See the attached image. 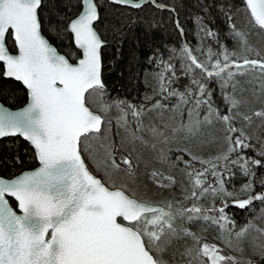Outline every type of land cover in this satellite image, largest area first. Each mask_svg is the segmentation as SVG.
<instances>
[{
    "label": "snow or ice",
    "instance_id": "snow-or-ice-1",
    "mask_svg": "<svg viewBox=\"0 0 264 264\" xmlns=\"http://www.w3.org/2000/svg\"><path fill=\"white\" fill-rule=\"evenodd\" d=\"M113 2L129 9L130 23L144 8L167 9V21L153 15L146 23L171 24L176 33L175 43L145 56V85L153 83L139 102L109 98L105 69L116 61L106 62L102 0H0V140L9 141L0 150V264H264V243L247 257L234 254L244 251L239 238L250 228L264 235L253 218L238 227L234 214L258 201L264 217V99L250 106L248 90L237 91L238 76H249L251 95L264 97V49L250 58L248 30L237 27L227 0L195 16V48L181 39L186 29L174 3ZM215 7L235 41L231 49L213 26ZM241 7L248 24L264 31V0ZM17 103L23 106H6ZM113 120L159 138L160 167L151 170L158 198L141 189L130 153L118 161L112 143L103 158L92 150ZM206 126L216 131L200 139ZM193 139L218 147L196 150ZM173 144L179 155L165 147Z\"/></svg>",
    "mask_w": 264,
    "mask_h": 264
},
{
    "label": "trees",
    "instance_id": "trees-1",
    "mask_svg": "<svg viewBox=\"0 0 264 264\" xmlns=\"http://www.w3.org/2000/svg\"><path fill=\"white\" fill-rule=\"evenodd\" d=\"M162 2L174 3L176 5L179 18L186 29V37H182L181 39L186 38L195 48L197 44L195 16L197 14L201 16L206 15L205 11L201 9L205 4H212L213 0H162ZM243 2L244 0H227V3L235 5L232 12L237 27L248 30V43L252 47L249 56L250 58H254L256 49H264V31L248 24V16L241 7ZM217 3H224V0H217ZM102 5L101 14L104 20L106 38L108 40V47L105 49L106 62H111L113 58H115L116 61L115 66L110 65L109 68L105 69V80L111 89L109 98L119 95L134 100V102H139L135 98L138 95L142 97L146 91L150 92L151 84L153 83L151 78H149L148 85L146 86L144 78V69H149L151 71V66L145 60V56L149 49L152 47H161V44L165 42L169 44L176 42V33L173 31L171 24H166V26L162 28L149 29L146 21L150 20L153 15H155L157 19L163 17V19L167 21L169 12L167 9L156 10L154 8H144L138 13L139 18L135 23H130V17L128 16L129 9L126 6L119 5L111 0H102ZM236 9H239V11L237 12ZM132 11L136 14L134 9ZM212 11L214 14L212 16L214 21L213 26L217 27L220 31L221 41L227 44L229 49L233 48L235 46V41L227 35L228 25L223 13H221L219 7L213 8ZM175 15L176 14L173 13V17H175ZM205 23H207V20ZM210 42L215 48V42ZM117 50H119V55H116ZM196 54L198 56L200 55L199 52ZM241 55H243V53H241ZM121 73H123V75H121ZM136 73H139L138 80L135 78ZM251 75L254 77L256 74ZM130 76L133 77L131 81L129 80ZM249 78V76H238V79L241 80L242 83L238 86L237 91L239 93V87L241 86L246 88L248 91L242 93V95L249 97L250 106L260 107V100L264 99V97L257 98L251 95L253 85L251 83H244V81ZM16 83L18 84L19 82ZM255 87L258 88L259 85L256 84ZM216 94L219 96L218 91ZM17 95L21 101L26 102L22 93L18 91ZM7 105L16 107L22 105V103ZM112 115H116L115 110H113ZM151 119V116H146L143 122L144 125H148ZM156 120L159 122V117H156ZM177 123H179V117H177ZM258 123L259 118H254V126L249 129L253 134H255V124ZM166 131H170V129H166ZM215 131L216 128L206 126L203 129L200 139H207ZM133 135L138 138L133 140ZM139 137H143V139H139ZM105 143H112L115 145L113 151L116 152V159L118 161L121 153L131 154L133 163L137 165L135 179L140 184L141 189L143 190L146 186L148 194L158 198L161 194V190L158 189L152 181L151 170L154 167H160L159 161L156 160V155L161 147L159 138L154 137L148 127L141 126L137 129L133 122L130 123L127 128H118L115 120H113L112 129L106 141L95 139L91 141L92 150L101 158L106 155L107 150L104 147ZM179 143L182 146L183 143L186 142L180 141ZM7 144H9V141L0 140V150H3ZM153 144L156 146L153 147ZM192 146L196 150L205 149L207 151H212L218 147V144H201L199 140L193 139ZM165 147H171V154L173 156L180 154L175 150L177 147L176 144L171 146L166 145ZM249 154H251V152H249ZM89 166L95 170V166L91 161H89ZM173 171L179 179L181 176L179 169H174ZM97 174L102 175L101 172H97ZM236 182L238 183V181ZM163 194H168V190H163ZM245 207L247 210H242L238 207L235 208L234 214L237 226L239 227L247 223L249 218H253L255 224L264 227V217L259 215L261 208L260 203L254 201L252 208ZM255 234L258 236L256 237L257 240H259L257 244H253V237H255ZM206 235L211 239L215 236V233L210 229ZM239 243L242 244L244 251H235L234 254L247 257L252 254L254 246L264 243V235L258 233L255 228H250L244 236L239 238Z\"/></svg>",
    "mask_w": 264,
    "mask_h": 264
},
{
    "label": "rangeland",
    "instance_id": "rangeland-1",
    "mask_svg": "<svg viewBox=\"0 0 264 264\" xmlns=\"http://www.w3.org/2000/svg\"><path fill=\"white\" fill-rule=\"evenodd\" d=\"M256 237H258V236L255 234V237H253V244H254V243H256V244H257V243H258V241H259V240H257V238H256ZM256 241H257V242H256Z\"/></svg>",
    "mask_w": 264,
    "mask_h": 264
},
{
    "label": "water",
    "instance_id": "water-1",
    "mask_svg": "<svg viewBox=\"0 0 264 264\" xmlns=\"http://www.w3.org/2000/svg\"><path fill=\"white\" fill-rule=\"evenodd\" d=\"M111 1L113 2V0H111ZM6 106L11 107V106H9V105H7V104H6ZM20 106H23V104L20 105ZM20 106H16V107H20ZM13 108H15V107H13Z\"/></svg>",
    "mask_w": 264,
    "mask_h": 264
}]
</instances>
